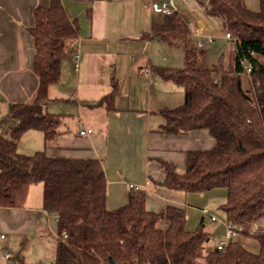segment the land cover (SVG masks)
I'll list each match as a JSON object with an SVG mask.
<instances>
[{"label": "trees", "instance_id": "trees-1", "mask_svg": "<svg viewBox=\"0 0 264 264\" xmlns=\"http://www.w3.org/2000/svg\"><path fill=\"white\" fill-rule=\"evenodd\" d=\"M253 11L243 0H210L208 14L222 20L236 34L235 70L222 60L206 65L186 19L179 13L153 24L146 38H158L185 50L183 67H156L163 79L184 89L181 105L164 111L160 131L185 134L208 130L215 144L187 153L186 168L160 160L161 186L183 193L225 189L221 206L226 220L238 234L255 238L259 251L246 248L238 237L224 250H206L209 234L204 228H187L186 208L169 205L162 211L147 207V193L132 189L128 203L107 207V179L96 158L49 155L45 150L27 155L18 143L29 130L43 132L45 143L57 135L61 117L47 112L49 88L61 74L67 42L77 36L60 0L38 7L35 24L33 69L39 79L31 103H12L0 128V205L22 207L33 184L43 185V208L57 216L58 238L52 264H264V0ZM253 53V54H252ZM244 60L251 71L244 72ZM115 91L100 100L113 109ZM10 121V122H9Z\"/></svg>", "mask_w": 264, "mask_h": 264}, {"label": "crops", "instance_id": "crops-1", "mask_svg": "<svg viewBox=\"0 0 264 264\" xmlns=\"http://www.w3.org/2000/svg\"><path fill=\"white\" fill-rule=\"evenodd\" d=\"M51 1L0 0V122L12 103H31L36 97L39 79L33 69L35 48L29 28L35 24V10ZM60 1L78 25L77 36L67 42L60 79L50 86L46 105L47 112L59 115L62 122L48 143L39 130L25 132L19 152L31 155L45 150L56 157L96 158L105 171L109 210L127 204L132 189H143L150 210L160 212L169 205L186 208L187 228H204L209 241L215 239L217 244L227 233L225 212H218L223 210L226 190L183 193L160 184L164 178L160 160L183 172L189 151L215 144L208 130L178 135L160 131L163 112L184 101L183 87L154 71L162 66L183 67L184 48L144 37L164 18L152 4L164 0ZM173 1L197 44L214 38L200 49L202 61L215 66L222 60L228 71H234L236 43L226 38L222 20L208 14L210 0ZM243 1L247 7H257L254 0ZM76 53L80 54L77 69ZM112 91L113 109H107L100 100ZM4 127L0 134L7 137ZM84 129L93 131L83 135ZM204 208L217 219L204 213ZM57 223L56 214L43 208L40 183L30 187L22 207L0 205V264H43L44 257L53 262ZM257 225L264 227V218Z\"/></svg>", "mask_w": 264, "mask_h": 264}, {"label": "built area", "instance_id": "built-area-1", "mask_svg": "<svg viewBox=\"0 0 264 264\" xmlns=\"http://www.w3.org/2000/svg\"><path fill=\"white\" fill-rule=\"evenodd\" d=\"M152 9L155 12H160L163 16L172 15L175 12H177V7L174 4L173 0H164L162 3H153ZM225 36L230 41L235 42V40H236V34L232 30H226ZM213 41H214V38L212 36H209L205 40H201L198 44V47H199V49L203 50L206 46H208ZM74 59H75V66L77 69L79 66L80 54L76 53L74 55ZM241 64L243 65V69H244L245 73H248L251 71V67L244 60L241 61ZM92 131H93L92 129H84L80 133L84 135V134H89ZM203 211H204V213L209 214L212 219H214V220L217 219V217L215 215L211 214L206 208H204ZM56 219H57V216H56ZM237 234H238V231L235 230L234 227L228 223L227 224V233L224 236V238L219 240L216 247L219 250H224V248L227 246L229 241L232 238H234L235 236H237ZM58 238L62 241L66 240L67 239V233L63 232L61 235L58 234ZM6 257H10V253H6Z\"/></svg>", "mask_w": 264, "mask_h": 264}, {"label": "rangeland", "instance_id": "rangeland-1", "mask_svg": "<svg viewBox=\"0 0 264 264\" xmlns=\"http://www.w3.org/2000/svg\"><path fill=\"white\" fill-rule=\"evenodd\" d=\"M250 1H251V0H250ZM255 3H257V7L254 8V9L251 8L250 5H248V7H249L250 9H252L253 11H257V10L260 9V1H259V0H254V4H255ZM201 53H202V51H200V56H201ZM209 65L211 66L212 64H209ZM215 65H216V63H215ZM211 67H212V66H211ZM4 128H5V130H6V129L8 128V124H7V126H5ZM6 136L9 137V132H8V134H7ZM217 210H219V208H218ZM218 212H219V213H220V212L224 213L223 210H220V211H218ZM238 238H239L240 242H241L246 248H248L250 251L255 252V253L259 251V243H258V241H257L255 238L250 237V236H245V235H243V234H239ZM214 241H215V239H213L212 241H209V242L207 243V245H206V250H207V251H209L210 249L216 247L217 244H215ZM42 261H43V264H52V259H50V257H49V258L44 257Z\"/></svg>", "mask_w": 264, "mask_h": 264}]
</instances>
